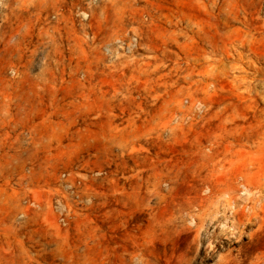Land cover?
<instances>
[{"label":"rangeland","instance_id":"obj_1","mask_svg":"<svg viewBox=\"0 0 264 264\" xmlns=\"http://www.w3.org/2000/svg\"><path fill=\"white\" fill-rule=\"evenodd\" d=\"M0 1V264H264V0Z\"/></svg>","mask_w":264,"mask_h":264},{"label":"built area","instance_id":"obj_2","mask_svg":"<svg viewBox=\"0 0 264 264\" xmlns=\"http://www.w3.org/2000/svg\"><path fill=\"white\" fill-rule=\"evenodd\" d=\"M2 1H0L1 3ZM138 45V38L135 34H129L127 36H119L112 47L115 50H112V47L105 46L104 50L108 54L112 56L115 55H123V56H130L134 53L135 49ZM65 176V174H63ZM64 220V218H62Z\"/></svg>","mask_w":264,"mask_h":264},{"label":"bare ground","instance_id":"obj_3","mask_svg":"<svg viewBox=\"0 0 264 264\" xmlns=\"http://www.w3.org/2000/svg\"><path fill=\"white\" fill-rule=\"evenodd\" d=\"M210 224H211V222H210ZM210 224H209V225H210Z\"/></svg>","mask_w":264,"mask_h":264}]
</instances>
